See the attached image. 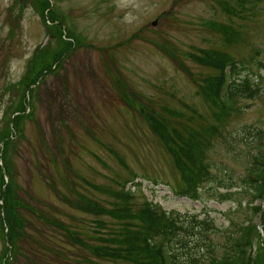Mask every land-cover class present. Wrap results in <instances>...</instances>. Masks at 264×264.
<instances>
[{"label":"rangeland","instance_id":"rangeland-1","mask_svg":"<svg viewBox=\"0 0 264 264\" xmlns=\"http://www.w3.org/2000/svg\"><path fill=\"white\" fill-rule=\"evenodd\" d=\"M52 2L55 19L64 22L63 37L69 40L73 32L79 41L72 36L64 57L53 67L46 64L38 81L27 85L36 58L42 54L48 63L62 44L37 0H0V131L16 107L25 109L5 159L16 190L40 213H27L29 225L13 249L6 251L0 229V264H133L90 249L123 240L121 226L128 221L113 214L137 211L145 199L166 211L212 219L217 257L227 235L252 218L250 260L257 264L264 196L254 202L262 206L254 214L251 196L240 191L219 201L209 192L217 186L212 181L203 185L201 201L180 195L182 174L150 118L166 122L182 140L201 139L204 155L194 142L186 143L185 154L196 165L204 159L218 176H230L232 190H240L249 161L245 141L253 139L251 128L264 131V0ZM207 54L214 63L202 62ZM229 59L245 67L239 79L249 74L262 92L233 101L224 94L216 103L229 109L220 116L201 90ZM125 191H132L131 209L118 195Z\"/></svg>","mask_w":264,"mask_h":264},{"label":"trees","instance_id":"trees-1","mask_svg":"<svg viewBox=\"0 0 264 264\" xmlns=\"http://www.w3.org/2000/svg\"><path fill=\"white\" fill-rule=\"evenodd\" d=\"M38 4L43 9V14L46 19L50 21L48 24L50 30L54 34L59 36L61 44L55 51L51 52L48 63L42 62V54L36 58V61L30 66L28 76L34 73L31 77V82L35 84L42 76L41 69L46 65L47 68L53 67L55 63H58L66 50L72 48L73 42L63 37L61 33L63 20H56L53 12L52 3L50 0H37ZM48 11V12H47ZM48 13V16L46 15ZM51 18V19H50ZM57 21V22H56ZM70 35V30H67ZM79 41L78 38H75ZM43 50V48L41 49ZM258 53V51H256ZM63 54V55H62ZM206 56V55H205ZM205 56L202 57V62L212 64L215 62L209 54H207V61ZM254 56V55H253ZM201 58V57H200ZM227 58V57H226ZM230 60V59H229ZM223 61V60H222ZM43 63V65H41ZM264 66V64L259 61ZM41 65V66H40ZM229 65V66H228ZM225 66L229 67L230 79L227 82L224 76ZM243 68V69H242ZM245 67H240L239 63H236L234 59H231L229 63L222 62V69L220 76L211 79L207 83V87L201 90L202 95L209 99L216 107V114L223 116L228 113V109L222 110L217 102H221L223 95L228 98L229 101L235 100L242 94L249 92V96H255L260 94L262 89L259 87H253V78L249 74L239 79L240 71ZM30 77V78H31ZM227 85L225 86V84ZM214 87H213V86ZM30 86H28L29 88ZM253 87V88H252ZM214 89V90H212ZM222 98V99H221ZM225 108V107H224ZM20 111V112H19ZM23 107L21 104L15 108L10 116V121L0 131V143H2L3 163L0 164V229L3 234V238L7 240L8 245L13 249L16 245V239L22 236L21 228L27 223V213L39 215L35 205L31 199L22 196L17 191V185L14 183L10 167L6 161L7 147L13 142L12 133L15 129L17 132L21 131L20 122L24 118L21 115ZM19 112L14 116L12 115ZM12 121V122H11ZM152 130L159 135L164 144L168 147L172 154L174 164L176 168L182 174L183 182L181 184V192L179 194L186 196L192 200L201 201L202 187L206 182L216 183V188H209V192L214 198L220 200L232 199L233 195L245 192L253 199L249 202L255 209L254 214L262 209V206L254 204L257 199H262L264 196V131L258 128H251V133H254L253 139L246 140L245 146L248 148V166L246 173L241 176L240 180L242 185L239 191H233L232 188L236 187V183L232 181V178L228 175L221 176L211 172V166L206 165L204 159H201L196 165L193 160L187 156L184 152V146L189 142V145L194 146V142L200 143L199 148L206 152V148L203 145V141L199 139V142L194 140V137L188 138V141L180 139L176 131H172L167 127V123L157 119L155 117L150 118ZM16 133V132H15ZM209 132L207 133V135ZM197 146H195L197 148ZM261 147V148H259ZM187 152V149H186ZM186 155V156H185ZM188 159H187V158ZM203 157V156H202ZM9 177V181H6V176ZM230 179V180H229ZM220 189H224L221 192ZM140 190V186H139ZM131 192L125 191L123 194H118L122 199L127 200L129 208L131 201ZM98 208V207H97ZM99 209V208H98ZM129 213V216L125 214ZM124 213H114L117 219L128 221L121 226L120 232L123 233L124 239L116 242L115 247L113 245L115 241L109 239L105 240V244L100 247H94L90 249V252L100 257H109L116 260H123L131 262L133 264H203L209 259L210 264H253L251 262V249H252V235L256 229V224L253 219L250 218L246 225H238L234 232H230L227 236L225 243L224 253L221 257L216 255V247L211 241L210 233L215 232L218 227L214 224V221L208 216L200 217L198 213H180L179 211H166L162 209L157 203L148 201L145 199L143 206L137 211L132 209H125ZM47 219V218H46ZM129 223V224H128ZM115 234V233H114ZM116 235V234H115ZM263 256L256 258L257 264L262 260L261 264H264V245L261 246Z\"/></svg>","mask_w":264,"mask_h":264},{"label":"water","instance_id":"water-1","mask_svg":"<svg viewBox=\"0 0 264 264\" xmlns=\"http://www.w3.org/2000/svg\"><path fill=\"white\" fill-rule=\"evenodd\" d=\"M156 23V22H155Z\"/></svg>","mask_w":264,"mask_h":264}]
</instances>
